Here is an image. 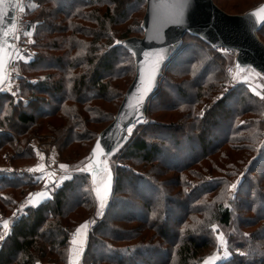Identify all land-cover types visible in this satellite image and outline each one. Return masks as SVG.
<instances>
[{
  "label": "trees",
  "instance_id": "16d2710c",
  "mask_svg": "<svg viewBox=\"0 0 264 264\" xmlns=\"http://www.w3.org/2000/svg\"><path fill=\"white\" fill-rule=\"evenodd\" d=\"M253 1H246V11L264 0ZM144 6L143 0H29L26 16L36 53L17 64L26 72L19 77L26 103L0 94V150L14 144V135L23 146L30 136L50 131L67 163L88 154L132 82L133 55L114 45L142 36ZM257 35L264 43V25ZM183 37L147 104L152 119L120 149L122 159L150 169H116L109 206L88 233L81 264H197L199 251L216 246L201 231L204 225L215 237L213 224L219 232L237 223L239 229H255L234 237L230 230L229 246L243 257L229 251L220 264H264V101L240 85L222 93L227 56L194 36ZM28 177L0 176V195L34 192L37 181ZM233 179L238 183L229 206L224 200ZM86 182L77 172L48 201L25 207L7 233L0 226V264L67 263L71 236L93 208ZM17 202L0 196L2 210ZM134 223L153 233L124 226ZM109 243L125 245L120 252Z\"/></svg>",
  "mask_w": 264,
  "mask_h": 264
},
{
  "label": "water",
  "instance_id": "95a60500",
  "mask_svg": "<svg viewBox=\"0 0 264 264\" xmlns=\"http://www.w3.org/2000/svg\"><path fill=\"white\" fill-rule=\"evenodd\" d=\"M144 14L141 19V37H130L117 40L114 46L127 50L132 49L134 75L131 83L123 93L115 115L110 123L100 131L92 144L88 157L93 156V149L100 145V151L94 159L87 160V167L91 164L89 173L80 169L89 177L92 191L97 193L98 179L105 171L110 172V190H112V171L103 168V159L128 139V129L145 118L147 104L154 97L160 86V80L168 67L170 60L178 52L184 35L198 38L214 50L223 49L235 52L232 64L235 72L252 69L258 76L264 78V43L259 39L257 32L264 25V20H257L254 13L261 12L264 1L256 7L240 15H228L212 0H190L183 7L177 0H143ZM19 0H0V73L6 81L8 65L15 51L14 36L16 32V9ZM116 41V42H117ZM127 45V47H125ZM128 51V50H127ZM129 52V51H128ZM135 53V54H133ZM141 71L144 73V82L141 81ZM150 91L141 97V92L148 83ZM139 109V111H137ZM142 117V119H140Z\"/></svg>",
  "mask_w": 264,
  "mask_h": 264
},
{
  "label": "rangeland",
  "instance_id": "374dc122",
  "mask_svg": "<svg viewBox=\"0 0 264 264\" xmlns=\"http://www.w3.org/2000/svg\"><path fill=\"white\" fill-rule=\"evenodd\" d=\"M243 1H245V3ZM246 1L250 2V4L254 3L253 0H251V1L250 0H230V1L229 0H227V1L216 0L215 3L217 4V6L219 8H221L228 15H231V14L232 15H240V14H243L244 12L237 13L239 11L236 10L234 7L235 6H241L243 11L246 12V10H245L247 7V5H245ZM28 3H29V0H19L18 6L16 9V18H17V24L16 25L18 27V31L20 33V36L22 37L23 40L26 41V44H27V40L30 39V41H32V43H29L30 46L32 47V53L30 54L31 56H27L26 54H23L20 56V58H17L13 62L15 74H17V75H22V73L24 75H26L25 70H22V68L19 69L17 67V64H19V63L26 64V63L30 62V60L35 57V53H36V51L34 50V48L32 46L36 42V41H34L33 33H32L33 32V26L32 27L28 26V20H27V16H26V13H27L26 9H27ZM135 37H140V36H135ZM216 52L217 53L220 52V54H224L229 59V62L227 63V66L225 67V70H224V76L226 79L225 81L227 83V88H223V90L221 92L225 94V92L228 91L229 88L231 89L236 85L237 86L240 85L242 87H245L247 89V91H249L253 95L257 96L259 99L264 101V99L261 98V96L264 95V78H261L260 76H258L250 68H247V70L240 71V72H234V71L228 72V69L232 66V58H231L230 54H228L227 52H225L223 50H219V49ZM164 74L165 73H163V76H164ZM15 85H17L15 95L13 93H11V92L9 93L7 91H5V93H2V94H6V95L10 96L13 99L14 103H16L18 100H22V103H26V99L24 97L25 95H23L21 93V84H20L18 78L15 81ZM257 92H259L261 95H256ZM91 104L94 105L95 102H92ZM104 106L106 109L108 108V105H104ZM150 119H152L150 113L146 112L145 118L138 121L136 124L133 125V127H131V133L128 132V138L133 135L134 130L138 129L137 131L140 132L142 129L139 126L149 122ZM150 135H152V134H150ZM149 136H147L145 138L147 140L148 139L150 140ZM18 140H19V136L14 135V137H13L14 144H12L11 146H6L5 148H2L0 150V176L9 175V174H12V175L14 174L17 176L18 175L19 176H24V175L30 176L28 178H30L32 180L35 179V181H37L38 187L36 188V190H34V192L29 191L30 193H28L26 196H24L22 198L17 197V195H18L17 192H14L13 190H6V191H4V193H2L0 195L3 198L13 196L15 198V200L18 201L16 204L11 205L8 208H5L4 210H2L0 208V226H1L4 234L9 231L8 229L12 225L14 218L19 217V214L22 212V210L25 207H35V206H33L34 203L32 204L30 201L28 202V198H30L33 195V193L38 192V191H41V192L42 191L43 192L48 191V194L52 195L53 190L55 188H57L58 186L60 187L62 184V181L64 179L72 178V176H74L77 172L83 173L80 169H85L88 171L87 168H89L86 165L87 160L89 159L88 154H86V155L84 154L83 156H80L75 163L74 162L67 163L63 157L60 158L59 153H58V148H57L56 136H55V134H53L50 131L49 132L46 131L45 135H40V136L32 135V136H30L26 141L27 143L24 144L23 146H22V143H20ZM124 144L122 143L121 145H119V147L117 148L116 151H113L109 155L105 156V158L103 159V168L111 170L113 176H114L116 169L119 167L126 169V170L131 169V170H133V172H139V173L141 172V173L145 174L148 171V169H150V167L146 168L143 165H140L138 163L139 162L138 160L129 161V160L121 158L123 155L122 154L123 151L120 149ZM38 153H40L42 155H38ZM19 154H20V156H18ZM70 161H75V159H72ZM61 164L66 165V168H63V169L60 168ZM40 165L44 166L40 172L28 171V169H35V168L39 167ZM193 168H194V170H195V168L198 169V167H193ZM157 169H160V168H157ZM90 172H91V169L89 170V173ZM83 174H85V173H83ZM88 176H87V182H86L85 188L87 189L88 187H90V190H91L90 195L93 198L92 199L93 208H92L90 217L88 219H86L85 221L79 223L77 225V227H79L80 225L87 224L88 232H90L94 228L95 225H97L98 223H100L102 221V219L106 213V210L109 206V202H110L109 197L110 196L107 195L106 204L101 209L100 205H99V201L97 199V193H94L92 191L91 185L89 184V177ZM170 176H173V175H170ZM172 179L170 180V182H171L170 186L172 188H170V187L169 188L174 193V191H176V189L173 188V186H175V182L172 181ZM189 180L197 182L196 180H198V179H194L192 177ZM112 181H113V178H112ZM232 182H233V184L236 185V183H238V180L233 179ZM87 184H88V186H87ZM192 184L193 183H191V185ZM189 185H190V182H189ZM33 189H35V188H33ZM186 191L188 192L190 190H186ZM233 191H234V189L229 187L227 194H226V200H224L225 205L231 204V201L235 198V196L233 195ZM48 200H49V198H48ZM48 200H45V201H48ZM45 201H43V202H45ZM229 201H230V203H228ZM211 204H212L211 202L207 204L206 210H211ZM38 205H36V206H38ZM98 210L103 213L100 220L98 219V217H99V215L97 214ZM167 211H169V210H167ZM167 214H170V212H168ZM238 214L240 215V213L237 211L235 214V218L238 217ZM208 219H206L207 220L206 222H208ZM124 226H126L129 229H134L135 231H140L142 229H144L143 231L146 230L145 227L142 226L140 223L125 224ZM203 228L204 229H201V231L204 234L205 233L209 234L210 238L211 239L213 238L215 240L214 243L216 244V246H214L212 249H208V251L205 250V252L199 251L201 256L199 255V257H196L195 260L198 261L199 258H202V259H200V261H198L197 264H204L205 259H207L209 257H213V256L217 257V259L214 261V264H220L223 262L224 259H227L231 253H234L236 255H239L240 257H243L242 250H240L238 248L236 249L233 246H229V241H228L229 236H227L228 232L230 230L231 231L233 230L232 236L234 237V236L240 235L241 233H244L243 235H249L251 233V230L255 229V227H251V229H249V230H245L243 228L239 229L238 223L235 225V227L233 229H227V228L222 227V228H220L221 230L219 232H218V229L216 230L217 234L218 233L223 234L222 242H218L217 241V234L215 236L216 238L214 236L211 237V229H210V232L209 231L207 232V230H206L207 225H204ZM77 229L75 230V232L77 231ZM75 232L72 235H74ZM145 233L150 234L153 232L151 231L149 233V232L145 231ZM71 238H72V236H71ZM151 242H154V241H151ZM223 242H226V250H225V246H224ZM154 244H156V241L154 242ZM109 245H112L113 247L115 246L121 252L122 247L125 245V243H121V244L120 243H115V244L109 243ZM202 253L204 255H202ZM68 254H69V248H68L67 257H68ZM68 259H69V257H68ZM68 259H67V261H68ZM38 264H55V263L54 262H49V263L44 262V263H38ZM65 264H67V263H65Z\"/></svg>",
  "mask_w": 264,
  "mask_h": 264
},
{
  "label": "snow or ice",
  "instance_id": "6c2138e0",
  "mask_svg": "<svg viewBox=\"0 0 264 264\" xmlns=\"http://www.w3.org/2000/svg\"><path fill=\"white\" fill-rule=\"evenodd\" d=\"M177 3L180 4L181 6L183 7H186L189 3H190V0H177ZM261 12H264V8L261 9ZM254 15L257 17V20H264V15H261L260 12L258 13H254ZM117 44H119L120 42L117 41L116 42ZM125 47H127V45H125ZM127 50L129 52H132V49L130 47H127ZM0 51H2V48H0ZM135 54V53H133ZM0 67H2V64H0ZM141 81L144 82V73L143 71H141ZM152 76L150 75L149 78H148V83H145V86L143 88V91L141 92V97H143L144 95H146L149 91H150V81L152 80ZM3 81V75L2 73H0V82ZM15 95V93H13ZM256 95H261L259 92L256 93ZM262 99H264V95L261 96ZM137 111H139V109H137ZM201 115H203V113H201ZM140 119H142V117H140ZM128 132L131 133V128L128 129ZM117 150V146L116 145H113L112 148L109 150V151H116ZM100 151V145L97 144V146L93 149V156L90 157L89 159H94L95 158V155L96 153ZM38 155H42L40 153H38ZM43 165H40L39 167L35 168V169H28V171H36V172H40L42 169H43ZM88 167H91L93 172H95V168L94 166H92L91 164L88 166ZM60 168H66V165L64 164H61L60 165ZM42 178V177H41ZM110 181H111V174L109 172V184L108 185H105V195H101V193L99 191H97V199L99 201V205H100V208L102 209L105 204H106V199H105V196L107 194V192L110 190ZM230 188H233L235 189L236 188V185L233 184V185H230L229 186ZM31 195V194H30ZM39 195V194H38ZM98 215H102V212L98 210ZM87 227V224H84V225H81V228H86ZM212 229L213 231H216L217 229V225L213 224L212 225ZM77 232L79 233L80 232V229H77ZM222 237H223V234L222 233H218L217 234V241L218 242H222ZM4 239L3 235H0V241H2ZM224 243V246H225V250H226V242H223ZM217 259L216 256H213V257H209L207 259H205L204 261V264H214V261Z\"/></svg>",
  "mask_w": 264,
  "mask_h": 264
},
{
  "label": "built area",
  "instance_id": "2783aa9c",
  "mask_svg": "<svg viewBox=\"0 0 264 264\" xmlns=\"http://www.w3.org/2000/svg\"><path fill=\"white\" fill-rule=\"evenodd\" d=\"M16 27H17V25H16ZM13 41L15 43V51L13 52V54H12V56H13L12 57V60H11V62L8 65V68H7V70H8L7 78H6L5 83L3 84V86L0 89V94L1 93H5V91H7L9 93L10 92L11 93H16L17 85H15V81H16L17 78L19 79V77L21 75L15 74V70H14V67H13V62L17 58H20V56L23 55V54H26L27 56H31L30 54L32 53V47L29 44V43H32V41H30V39H29V40H27V44H26V41L23 40L22 37L20 36V33L18 31V27L16 28V32H15V36H14V40ZM219 50H223V49H219ZM223 51H225L228 54H230V56L232 58V61H233L234 57L236 56L235 52H233V51L232 52L231 51H226V50H223ZM229 71H231V72L234 71L233 64L228 69V72ZM101 217H102V215H99L98 219L100 220Z\"/></svg>",
  "mask_w": 264,
  "mask_h": 264
},
{
  "label": "crops",
  "instance_id": "0c3cea01",
  "mask_svg": "<svg viewBox=\"0 0 264 264\" xmlns=\"http://www.w3.org/2000/svg\"><path fill=\"white\" fill-rule=\"evenodd\" d=\"M39 194V195H38ZM51 195L48 194V191H38L33 193V195L28 198V202L30 201L33 206H36L40 203H42L45 200H48ZM32 206V205H31ZM80 229V232H75L74 235H72V238L70 239V245H69V254H68V261L67 264H81V255L85 249L86 246V239L88 236V228H81V225L77 227Z\"/></svg>",
  "mask_w": 264,
  "mask_h": 264
},
{
  "label": "bare ground",
  "instance_id": "6f19581e",
  "mask_svg": "<svg viewBox=\"0 0 264 264\" xmlns=\"http://www.w3.org/2000/svg\"><path fill=\"white\" fill-rule=\"evenodd\" d=\"M97 184H98L97 191H99L101 193V195H105V185L109 184V172L108 171H105L104 173H102L100 175ZM107 194H108V192H107ZM107 194L105 196V199L107 197Z\"/></svg>",
  "mask_w": 264,
  "mask_h": 264
}]
</instances>
